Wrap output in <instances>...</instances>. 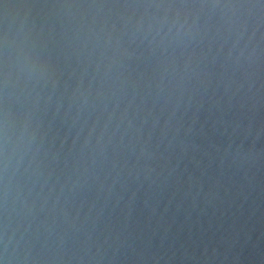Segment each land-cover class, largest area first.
<instances>
[{
	"label": "water",
	"instance_id": "95a60500",
	"mask_svg": "<svg viewBox=\"0 0 264 264\" xmlns=\"http://www.w3.org/2000/svg\"><path fill=\"white\" fill-rule=\"evenodd\" d=\"M0 264H264V0H0Z\"/></svg>",
	"mask_w": 264,
	"mask_h": 264
}]
</instances>
